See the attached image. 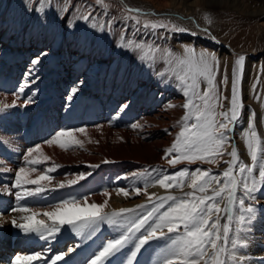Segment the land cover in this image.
Returning a JSON list of instances; mask_svg holds the SVG:
<instances>
[{
  "label": "snow or ice",
  "instance_id": "snow-or-ice-1",
  "mask_svg": "<svg viewBox=\"0 0 264 264\" xmlns=\"http://www.w3.org/2000/svg\"><path fill=\"white\" fill-rule=\"evenodd\" d=\"M25 4L27 11L46 18V10L52 7V0H25ZM95 5L105 14L110 7L106 0H95ZM69 9V3H65L58 9L57 15L64 19ZM124 12L127 14L123 20L132 21L136 32L141 29L153 34L160 29L168 33L188 31L163 20H142L149 14L138 8L124 6ZM204 18L206 22H211L208 16ZM77 21L86 23L96 31L111 34L113 21L97 22L90 8L77 11L74 17H70L68 27H74ZM203 31L215 39L207 29ZM159 38L166 40L168 37ZM116 47L133 54L138 62L152 70L160 83L174 85L184 97V103L180 106L184 114L176 122L179 130L171 145L163 150L161 159L166 160L171 168L182 163L217 167L223 163L226 167L217 172L202 167H184L171 174L162 168L134 171L128 178L143 180L144 186L117 188L115 191L125 198L143 193L147 197L146 203L135 208L109 210L108 190L100 193L106 197L102 203L89 202V196L48 202L46 198L51 193L72 188L92 175V172H82L63 180L55 175L61 166L44 153L42 144L55 145L65 151L73 145L83 148V142L76 137V133H86L84 128L57 130L41 144L28 147L22 153L18 167H9L5 159L0 158V173H14L10 183L0 185V195L13 197L15 201L8 209L10 218L0 212V221L10 223L25 236H35L49 244L68 228L79 242L66 252L51 257L47 256L50 249L17 254L10 264H68L66 258L83 242L96 236L102 225L111 228L115 235L102 242L84 264H139L138 256L142 249L153 241L162 242L158 245L159 253L154 264H246V254L242 250L248 247L247 234L255 219L253 202L255 194L264 191V135L258 131L254 112L249 114L247 127L241 132L248 162L241 159L232 137L243 113L240 86L246 57L240 55L235 58L230 80L225 68L222 79L217 81L220 61L214 52L181 45L182 52L177 53L170 47L157 44L155 40L148 42L127 38L123 31ZM47 55V52H42L32 59L24 79L13 93L11 103L0 100V113L17 106L25 108L35 102V91L23 97L26 89L39 79L38 66ZM157 64H162L160 70L156 69ZM229 83L230 97L224 95L220 88L223 85L227 90ZM82 84L83 81H80L71 87L66 97L69 102ZM126 107L127 104L122 105L119 111L123 112ZM175 107L172 103L166 105L168 109ZM260 122L264 124V117ZM131 127L137 129L141 126L133 123ZM225 156L228 159H224ZM102 163L112 162L104 160ZM99 166L88 165L92 169ZM156 186L164 189L166 194L148 192L150 187ZM39 201L45 203L40 204ZM3 223H0V227H3Z\"/></svg>",
  "mask_w": 264,
  "mask_h": 264
},
{
  "label": "bare ground",
  "instance_id": "bare-ground-1",
  "mask_svg": "<svg viewBox=\"0 0 264 264\" xmlns=\"http://www.w3.org/2000/svg\"><path fill=\"white\" fill-rule=\"evenodd\" d=\"M147 1L140 2L144 3L143 6L146 8H154L156 5L162 6L158 0ZM184 1L170 0L169 4L163 6L172 4L173 10L169 11V14L181 17L178 18L180 20H176L177 24L175 25L182 24L189 27L191 24L187 21L184 22L182 16L195 15L197 10H201V7L206 3L205 0H192L184 5ZM88 5L91 6V4ZM229 6L232 7L234 4ZM76 13L70 11L64 19L56 20L59 25L58 34L55 37L49 32H43L42 24L32 25V20L30 22L28 18H17L19 21L17 26L12 25V23L7 24L11 15L0 10V100L10 104L14 99L13 93L17 91L19 84L24 79L25 72L31 66L32 59L42 52L48 53L42 58V62L38 66L39 79L29 89H26L23 97L26 98L35 91L36 94L33 97L35 102L25 108L17 106L0 113V158L5 159L9 167H18L22 153L28 147L41 144L55 131L84 128L86 130L84 135L76 133V137L83 142V148L73 145L65 151L55 145L42 144L44 153L51 158V161L61 166L55 174L59 179L72 178L82 172H92V175L81 181L80 184L53 192L47 196L46 200L55 203L60 199L89 196V202L102 203L106 197L100 193L108 190L110 192L109 210L129 208L139 203L140 200L136 198L137 195L132 194L125 198L123 195H117L115 189L140 187L141 180L128 178L130 174L134 171H141L145 168L151 169L161 165L163 150L171 145L179 130L176 122L184 114L183 108L180 107L184 103V97L174 85L160 83L151 69L138 61L134 62L133 54V61L127 60L122 65V69L118 68L117 64L101 63L100 59L105 61L109 54L111 58H114L120 50L116 47V40L113 38L116 35L114 30L111 31V34L105 31L110 43L103 54L91 51L89 54L83 53L82 55L75 42L77 36L80 37L84 31L96 30L88 27L82 21H77L74 27L69 28L70 17H74ZM92 14L96 17L97 22L100 20L107 22L108 20L103 13ZM155 14L160 15L158 11H154L151 15L155 16ZM205 16L215 17L210 11H202L200 17L204 18ZM171 19L175 18L172 16ZM53 29H51L52 33L55 31ZM191 31L198 34L194 28H191ZM256 31L264 37L262 25L257 24ZM131 33L124 35L127 38H132ZM159 34L165 36L162 32ZM172 36V44L169 42L167 45L162 41L164 39H160L157 44L171 46V49L177 53L182 52L181 45H192L188 40L175 35ZM200 45L205 47L203 50L214 52L217 55L220 61V69L225 62H227L226 66H229L233 56L232 51L214 45L206 46L204 42ZM124 52L126 51L123 50ZM261 57L264 61V50ZM255 64L258 65V68L260 65L264 67V63L260 64V61ZM161 68L162 64L156 65L157 70ZM220 75L219 71L217 81L220 80ZM80 81H83L80 90L69 102L66 97L69 95L71 87ZM201 87L203 88L204 85ZM249 96L258 105L255 109L256 112L264 117V96L262 99H254L251 93ZM169 103L177 107L166 108ZM125 104L127 107L123 112H120V107ZM133 123L139 124L141 127L133 129L131 127ZM259 129L264 135V124L261 122H259ZM89 140L92 142L90 143ZM135 145L141 146L142 149L138 154L139 159L135 157ZM244 157L248 162V156L244 154ZM104 160L112 163L104 164L102 163ZM134 161L138 165H135L131 171H125L123 165H132ZM88 165L100 166L92 169ZM13 175L14 173H0V185L10 183V178ZM153 191L160 193L163 190L158 186L148 189L149 193ZM141 194L143 195L142 198L139 196L141 200L147 201L146 196ZM14 203L13 197L0 195V212L6 218H10L8 209ZM32 203L36 202L33 201ZM39 203L44 204L45 201H39ZM12 215L16 214L13 213ZM256 216L255 214V219L251 225L254 231L260 229L259 226L255 225L261 223L262 220ZM0 223L3 222L0 221ZM104 226H101V230ZM259 233L264 235V229H260ZM100 234L101 231L91 240L83 242L81 246L92 243V249L95 251L102 243L99 238ZM66 238H71L67 243V249L79 242L68 228L62 230V234L49 244L40 241L38 237L23 235L14 229L10 223H3V227H0V264L8 261L6 252L9 253L14 249L8 245L15 243L18 254L34 253L38 247L42 248L43 252L45 249H50L47 256L51 257L61 253L59 245ZM247 238L248 247L244 253L247 258L246 264H251V259L261 257L262 244L255 241L254 238ZM16 239L17 241L13 242ZM69 258L70 256L66 259L69 260ZM149 261L148 259L143 260V264H149ZM34 264H39V262H34ZM58 264H62V262H58Z\"/></svg>",
  "mask_w": 264,
  "mask_h": 264
},
{
  "label": "rangeland",
  "instance_id": "rangeland-1",
  "mask_svg": "<svg viewBox=\"0 0 264 264\" xmlns=\"http://www.w3.org/2000/svg\"><path fill=\"white\" fill-rule=\"evenodd\" d=\"M140 1L148 2L147 0H106V2L109 3L110 7H109L107 14H105L104 11L100 7L95 5V0H52L53 7L46 10V18L40 17L35 12L27 11L25 0H0V10L2 12H5L11 15L8 19L7 24L12 23V25L17 26L19 24V21L17 20V18H28L30 22L32 20V25L35 24V26H37L39 24H42L43 25L42 28L44 29L43 32H47V33L49 32V34H53L56 37L58 34L57 32H58V25H59L57 21L61 19L57 15V11L65 3H69L70 5L69 13L70 11H73V12L83 11L84 8L88 7L90 8L91 11L93 9L92 13H98V14L103 13L106 19L112 20L113 25H112L111 31L114 30L116 33V35L113 36L114 40H116V44L118 42L119 36L121 35V32L122 31L124 32L125 27L127 26L124 34L127 35L128 33L132 32L131 33L132 38L135 37V39L137 40H145V41L147 40L149 42L155 40V42L158 43L160 42L159 37L163 36V35L160 36L159 32H162L165 34L166 37H168L166 40H162L167 45L169 42L170 44L173 43L172 35H175L176 37H180L181 39L183 38L185 40H188L189 42L192 43V46H194L197 50H203V48H205L200 45L203 42L206 43V46L214 45L224 50L232 51L231 53L233 55L230 60L229 66H226L227 62L221 65L222 68L220 69V74H221L220 79H222L225 68H227V74L230 80L233 61L238 56L244 55L246 57L245 69H244V73L242 77V83L240 86L241 91H242V97H243V113H242L240 122L236 125V129L232 133V137H233V142L236 144L238 148L241 159L247 162L244 157V154L247 155V153L245 152L246 149L243 146L244 143L241 138V132L244 131L247 127V121H248V117L250 113L254 112L256 114V123H257L258 129H259V122L262 118V114H259L256 112L255 109H257L258 105L252 98H249L250 97L249 93L252 94V97L254 99L255 98L262 99V97L264 96V67L263 65H260L261 63H264L261 57L263 54V50H264V37H262L260 33H257L256 31L257 24H260L263 26V32H264V0H237L236 3H235L236 0H205L206 5L204 4L201 7V10H197L198 12L195 15L193 14L190 16L189 15L182 16L184 17L183 21L184 22L187 21L191 25H189L188 27L187 25L178 24V26L188 29L187 32L168 33V32H165L164 29H160L158 30L156 34H153L152 32H145L143 29H141L139 32H136L135 28L133 27V22L132 21L126 22L122 18L124 15L127 14L124 12V6L131 7V8H138L143 13H148L149 15L142 17V20L143 19H148L151 21L163 20L164 22L169 23V24H177L176 20H180L178 18H181V17L177 15L169 14V11L173 10L172 4L170 6H163V5L169 4L170 0H158L162 4V6L156 5L154 8H148V7L146 8L145 6H143L144 3ZM191 1L192 0H185L184 5L186 3H190ZM82 4L84 6L83 8L80 7ZM88 4H91V6L89 7ZM230 4L231 5L234 4V6L230 7L229 6ZM76 7H79V8H76ZM179 8H181V6H179ZM154 11H158L160 15H156V14L155 16L151 15ZM202 11L204 12L210 11L213 13L215 17L213 16L210 17V21H211L210 23L206 22L205 18L200 17ZM112 15H114L116 18ZM172 16L175 19H171ZM46 22L48 23L46 24ZM122 26L124 27V29ZM190 27L198 31V34L195 33V35H192L191 33H194V32L191 31ZM51 29L55 31H53L52 33ZM204 29H207L211 37H214L215 39H211L203 31ZM82 33L83 34L80 37L77 36V40L75 41L77 46L79 47V52L82 55L83 53L89 54L91 51H94L100 54H103L105 52L108 44L110 43L108 40L109 39L108 36L105 35V32H99V31L97 32V31L89 30L88 32L84 31ZM170 48L172 47L170 46ZM106 58L107 59L105 61L104 59H100L99 61L101 63L104 62V64L106 62L117 64L118 68L120 69L123 68L122 65H124L127 60L133 61L132 54H129L127 52L123 53L122 49H120L118 53H116V56H114V58H111L110 54L107 55ZM258 61H260L259 68L257 67L258 65L255 64ZM134 62H137L135 56H134ZM254 67H257L258 69ZM145 71L147 70L145 69ZM220 88L223 91L224 95L230 97V83H229L227 90H224L223 85H220ZM224 103H225V108H226L227 101H225ZM258 131L261 133L262 130L259 129ZM140 150H142L141 146L135 145V157L137 159L140 158V156H138ZM228 151H230V149H228ZM224 159H228V157L225 156ZM135 165H138L136 161H134L132 165L124 164L123 167H125V171L126 170L131 171L132 168H135L134 167ZM184 167H188L190 169H195L196 167H202L204 169L212 168L214 172H217V171H222L223 168L226 167V165L221 163L219 167H217V166H213L209 164L201 165L200 163H194V164L182 163V164L177 165L176 168H171L168 166L166 160L162 159L161 165L154 167V168L165 169L167 173L171 174ZM143 186H144V181L141 180L140 187H143ZM162 190L163 191L160 193H157L155 191L151 193H156L157 195L166 194L165 190L164 189ZM172 191L175 192V190H172ZM185 191H188V189L185 188ZM176 194L179 195V192H176ZM139 196L142 198L143 195L140 194L136 197L137 199L140 200L139 203H137L136 205L146 203V201L141 200ZM255 196H256V199L253 202V205L256 208V215L262 218L261 223L255 226H259L260 229H264V191L257 192ZM136 205L129 207V208H135ZM260 229H258V231H254L251 227V231L247 234V237L254 238L255 241L262 244L261 245V248H262L261 257L251 259L252 260L251 264H264V260H263L264 259V243H262L264 241V235H262V233H259ZM68 233H69V230H68ZM114 235L115 233L112 231V229L109 228L107 225H105L103 229L101 230V234L99 238L101 239V242H105L107 239L112 238ZM70 240L71 238L64 239L62 243L59 245V251L66 252L67 243ZM15 241H17V239L13 240V242ZM160 244H162L161 241H153L151 242L150 246H146L145 249H142L141 253L138 256L139 264H143V260H147V259L150 260L149 264H154L155 259L159 253L158 245ZM8 247L14 248V249L10 251L11 253L6 252V254H8L9 259L7 262H3V264H10L12 258L18 254L15 243L12 245H8ZM92 248H93L92 243H87L81 246L79 249H77L74 253L70 255L68 264H84V261L88 257H90L92 253L94 252ZM242 251L246 253L245 249H243ZM35 252H43V251H42V248L38 247L36 248Z\"/></svg>",
  "mask_w": 264,
  "mask_h": 264
}]
</instances>
